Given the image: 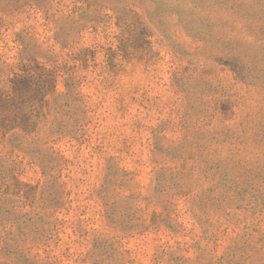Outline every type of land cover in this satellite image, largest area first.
<instances>
[{"label":"rangeland","instance_id":"1","mask_svg":"<svg viewBox=\"0 0 264 264\" xmlns=\"http://www.w3.org/2000/svg\"><path fill=\"white\" fill-rule=\"evenodd\" d=\"M1 100L0 264H264V0H0Z\"/></svg>","mask_w":264,"mask_h":264},{"label":"trees","instance_id":"2","mask_svg":"<svg viewBox=\"0 0 264 264\" xmlns=\"http://www.w3.org/2000/svg\"><path fill=\"white\" fill-rule=\"evenodd\" d=\"M23 80H22V78L21 77H17V78H15L13 81H12V84H13V90H18V87L20 86V84H21V82H22ZM7 99L8 98H12V96L11 95H6L5 96ZM1 103H5V101L4 100H1V102H0V104Z\"/></svg>","mask_w":264,"mask_h":264}]
</instances>
